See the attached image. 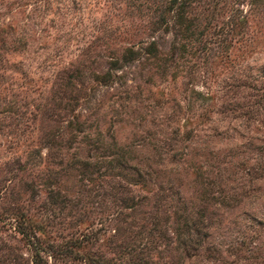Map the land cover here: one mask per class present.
<instances>
[{
    "label": "rangeland",
    "instance_id": "rangeland-1",
    "mask_svg": "<svg viewBox=\"0 0 264 264\" xmlns=\"http://www.w3.org/2000/svg\"><path fill=\"white\" fill-rule=\"evenodd\" d=\"M179 1L0 0V264H264V0Z\"/></svg>",
    "mask_w": 264,
    "mask_h": 264
},
{
    "label": "trees",
    "instance_id": "trees-1",
    "mask_svg": "<svg viewBox=\"0 0 264 264\" xmlns=\"http://www.w3.org/2000/svg\"><path fill=\"white\" fill-rule=\"evenodd\" d=\"M168 6L166 8H163V12L172 13L170 16L172 17V24L177 25L179 28L178 33H183V36H187L188 31V23L186 19V10H185V4L183 2L179 1L176 2V0H168ZM187 33V34H186ZM138 50H141L145 54H150L152 57H156V47L154 43L150 42L144 47H139V49L133 50L131 48H125L121 54H120V60L121 61H128L131 59H134L138 53ZM117 64V59L111 63L113 67ZM35 264V263H34Z\"/></svg>",
    "mask_w": 264,
    "mask_h": 264
}]
</instances>
